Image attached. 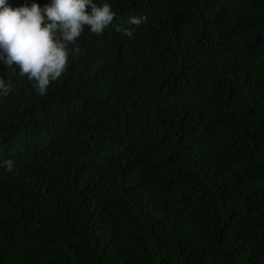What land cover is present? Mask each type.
Listing matches in <instances>:
<instances>
[{"label":"trees","instance_id":"16d2710c","mask_svg":"<svg viewBox=\"0 0 264 264\" xmlns=\"http://www.w3.org/2000/svg\"><path fill=\"white\" fill-rule=\"evenodd\" d=\"M106 2L44 96L0 64V264H264V0Z\"/></svg>","mask_w":264,"mask_h":264},{"label":"clouds","instance_id":"9594fccd","mask_svg":"<svg viewBox=\"0 0 264 264\" xmlns=\"http://www.w3.org/2000/svg\"><path fill=\"white\" fill-rule=\"evenodd\" d=\"M115 15L106 0H47L43 5L25 0L17 7L9 0H0V64L8 70L18 69L19 75H26L36 92L44 96L49 85L66 71L85 28L100 35ZM142 20L130 16L127 23L139 26ZM123 34L131 37L133 31L125 28ZM9 92V82L0 76V96ZM6 166L11 170L12 162Z\"/></svg>","mask_w":264,"mask_h":264}]
</instances>
